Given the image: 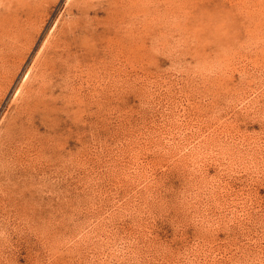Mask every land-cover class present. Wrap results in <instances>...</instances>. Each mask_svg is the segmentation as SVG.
<instances>
[{
    "label": "rangeland",
    "instance_id": "obj_1",
    "mask_svg": "<svg viewBox=\"0 0 264 264\" xmlns=\"http://www.w3.org/2000/svg\"><path fill=\"white\" fill-rule=\"evenodd\" d=\"M0 18V136L39 63L61 71L0 138V264H264V0H0Z\"/></svg>",
    "mask_w": 264,
    "mask_h": 264
},
{
    "label": "bare ground",
    "instance_id": "obj_2",
    "mask_svg": "<svg viewBox=\"0 0 264 264\" xmlns=\"http://www.w3.org/2000/svg\"><path fill=\"white\" fill-rule=\"evenodd\" d=\"M25 17V16H24ZM1 19V18H0ZM4 19H6V18H4ZM4 19H3V21H4ZM11 19V18H10ZM17 19V18H16ZM26 19V18H25ZM6 20H9V19H6ZM15 20V19H14ZM18 20V19H17ZM1 21V20H0ZM3 21H1L2 22V24H3ZM12 21H13V19H12ZM6 22V21H5ZM8 22V21H7ZM15 23H16V21H15ZM17 23H19V24H17ZM16 24L18 25V26H20L21 24H20V22H19V20H18V22H17ZM1 24V23H0ZM5 24H7V23H5ZM5 24H3V27H5L4 25ZM9 24V23H8ZM14 24V23H13ZM15 25V24H14ZM13 25V28L15 27H18V26H14ZM2 26V25H1ZM9 26H10V24H9ZM12 26V25H11ZM11 26H10V28H11ZM28 26V25H27ZM7 27V26H6ZM9 28V27H8ZM9 28V29H10ZM12 28V29H13ZM14 28V29H15ZM19 28V27H18ZM9 29H8V33H9ZM19 29H21V28H19ZM4 30H6V28L4 29ZM16 30H17V32H18V29L16 28ZM2 31H3V29H2ZM1 31V32H2ZM7 31V30H6ZM13 31V30H12ZM20 31V34H21V30H19ZM14 32V31H13ZM3 33H5V32H3ZM7 33V32H6ZM5 33V34H6ZM1 34V33H0ZM12 34H16V33H12ZM12 34H10V35H12ZM19 34V35H20ZM7 36H8V34H6ZM2 36H3V34H2ZM15 36H17V34L15 35ZM4 37V36H3ZM3 37H1V38H3ZM6 37V36H5ZM18 37V36H17ZM2 42H3V40H2ZM2 45V44H1ZM31 45V44H30ZM14 47H15V45H14ZM58 47L59 46H57L56 47V49H58ZM12 49H15V48H12L11 47V49H9V47H4V48H0V79H1V77H2V75L5 73V74H9V73H11L12 71V69H13V67H11L10 68V66H11V63H10V65H9V67H6V56L7 55H9L10 53V56L12 55ZM17 49V48H16ZM55 49V48H54ZM56 49H55V51H56ZM28 50V49H27ZM14 52H15V50H14ZM13 52V53H14ZM14 55V54H13ZM40 56V55H39ZM8 57V56H7ZM37 57H38V55H37ZM43 60V59H42ZM57 60V59H56ZM37 61H39V60H37ZM36 61V62H37ZM6 63V64H5ZM40 65H39V67H38V70L40 71V73L41 74H46V75H48V78H45V75H41L40 77H42L41 79H35V77L33 76L34 75V73L35 72H38V71H35L34 73H32L34 70H32V72H31V70H30V68L28 69L29 70V72H27V76H26V80L27 81H29V83L28 84H31L30 82H32L31 81V79L32 78H34L35 80V83H33V85L35 84V87L34 86H32V88H30V87H28L27 89H24V87L26 88V86H24V84H26L25 83V81H24V83H23V81H22V85H20L18 88H17V94H16V96L17 95H21V100H20V102H21V107H17V108H20L19 110H20V112L19 113H17L18 114V116L17 117H15V118H13L11 121H10V123L8 124V126H7V128H6V130H5V132H4V135H2V136H0V138H3V140L5 141V140H12V139H14V138H16L15 136H17L18 134H20V132L17 130V124H18V120L20 121V119H19V117H21V116H23V118H26V119H28V118H33L37 113H39V111H44V110H46L47 109V102H46V100H45V95H47V92H49V91H47V89L46 88H43V87H45V85H44V83H45V81H47L48 83H49V81H51V80H53V78H54V76L56 75V74H58V72L60 71V70H58L59 69V66L58 67H56V63H53V62H51V63H42V62H40L39 63ZM16 65V64H15ZM33 65H36V64H33ZM14 66V65H13ZM15 67H17V66H15ZM36 67V66H35ZM36 69V68H35ZM27 70V71H28ZM64 70H66V69H64ZM61 72V71H60ZM39 73V74H40ZM36 75V74H35ZM4 76H6V75H4ZM39 77V76H38ZM60 78V77H59ZM33 80V79H32ZM33 81V82H34ZM46 82V83H47ZM1 83V82H0ZM52 84H53V82H52ZM29 86V85H28ZM52 91V90H51ZM15 96V97H16ZM18 97V96H17ZM16 97V98H17ZM20 97V96H19ZM47 97V96H46ZM15 100V99H14ZM18 102V101H17ZM16 102V103H17ZM19 102V103H20ZM18 103V104H19ZM17 105V104H16ZM19 106V105H18ZM50 108V107H49ZM18 111V110H17ZM16 111V112H17ZM16 116V115H15ZM29 122H31V121H29ZM19 127V126H18ZM29 127V126H28ZM23 132V131H22ZM24 134V133H23ZM28 136V135H27ZM20 137V136H19ZM30 139V138H29ZM24 140V139H23ZM25 140H26V142H27V139H26V137H25ZM21 141V140H20ZM17 142V141H16ZM25 142V141H24ZM20 143H22V145H23V142H20ZM28 143V142H27ZM26 143V144H27ZM29 143H30V140H29ZM4 144V143H3ZM10 144V143H9ZM11 144H13V142L11 143ZM17 144V143H16ZM12 146V145H11ZM18 146H21V144H19ZM22 147V146H21ZM27 147V146H26ZM2 148V147H1ZM17 148H19V147H17ZM4 149V148H3ZM8 149H9V147H8ZM7 150V149H6ZM12 150V149H11ZM14 150V149H13ZM9 151V150H8ZM1 152H2V150H1ZM4 153V152H3Z\"/></svg>",
    "mask_w": 264,
    "mask_h": 264
}]
</instances>
